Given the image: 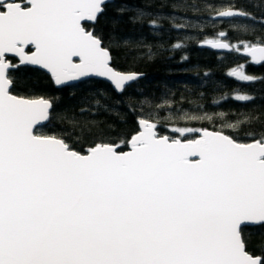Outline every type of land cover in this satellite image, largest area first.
Here are the masks:
<instances>
[{
	"label": "water",
	"instance_id": "1",
	"mask_svg": "<svg viewBox=\"0 0 264 264\" xmlns=\"http://www.w3.org/2000/svg\"><path fill=\"white\" fill-rule=\"evenodd\" d=\"M111 1L0 0V264H260L240 229L264 224V142L216 130L171 140L141 120L126 150L97 144L81 154L35 133L50 100L10 91L8 57L56 87L92 78L120 93L139 79L116 70L84 27ZM245 16L228 8L213 19ZM244 54L260 64L264 45Z\"/></svg>",
	"mask_w": 264,
	"mask_h": 264
},
{
	"label": "trees",
	"instance_id": "2",
	"mask_svg": "<svg viewBox=\"0 0 264 264\" xmlns=\"http://www.w3.org/2000/svg\"><path fill=\"white\" fill-rule=\"evenodd\" d=\"M228 8L246 16L213 19ZM84 27L108 49L116 70L142 76L120 93L92 78L56 87L43 71L14 60L10 91L52 104L36 134L60 138L81 154L97 144L126 150L141 120L171 140L216 130L239 143L264 142V61L244 54L264 45V0H112ZM203 40H225L232 49L199 47ZM240 233L264 264V224Z\"/></svg>",
	"mask_w": 264,
	"mask_h": 264
},
{
	"label": "flooded vegetation",
	"instance_id": "3",
	"mask_svg": "<svg viewBox=\"0 0 264 264\" xmlns=\"http://www.w3.org/2000/svg\"><path fill=\"white\" fill-rule=\"evenodd\" d=\"M0 10L1 11L3 10V5L2 4H0ZM27 51H30V50H27ZM7 59H9L12 64H14V62H13L14 60H15V62H17L16 59H14L12 57H8Z\"/></svg>",
	"mask_w": 264,
	"mask_h": 264
}]
</instances>
